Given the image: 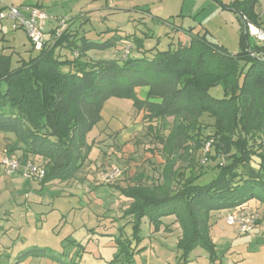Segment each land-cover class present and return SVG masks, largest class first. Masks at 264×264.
I'll return each mask as SVG.
<instances>
[{
	"label": "trees",
	"instance_id": "1",
	"mask_svg": "<svg viewBox=\"0 0 264 264\" xmlns=\"http://www.w3.org/2000/svg\"><path fill=\"white\" fill-rule=\"evenodd\" d=\"M256 2L231 0L227 6L241 23L236 53L189 28L187 43L154 53L149 49L145 57L91 59L90 50L107 49L116 42L92 41L68 29L16 66L12 55L0 54V133L13 135L8 153L20 150L21 162L31 160L41 166L45 172L41 184L68 182L87 159L91 149L87 135L100 120L104 103L111 98L129 99L136 111L143 112V125L160 145L163 159L156 181L139 178L115 186L130 200L125 213L133 216L134 235L144 217L158 229L163 217L174 216L181 228L177 242L181 258L186 260L196 247L212 258L213 212L248 207L264 219V138L258 136L264 131V57L260 54L264 46L243 34V17L261 26ZM134 41L139 51L142 39ZM60 48L78 55L60 57ZM216 86L222 88V97L209 94ZM139 87L148 88L145 99L137 96ZM203 116L212 123L203 122ZM166 118H172V123L161 132L158 124L165 125ZM208 142L215 154L208 149L202 157L214 161L220 154L225 157L213 166L212 178L200 183L205 171L197 153ZM251 201L257 206L246 205ZM122 247L130 263L134 252L129 251V243ZM27 257L76 264L44 248L21 252L16 261Z\"/></svg>",
	"mask_w": 264,
	"mask_h": 264
},
{
	"label": "rangeland",
	"instance_id": "2",
	"mask_svg": "<svg viewBox=\"0 0 264 264\" xmlns=\"http://www.w3.org/2000/svg\"><path fill=\"white\" fill-rule=\"evenodd\" d=\"M0 1L5 6L21 1L31 3L30 0ZM230 1L44 0L43 5L51 16L66 18L69 29L73 30L70 32H78L92 41L116 42L107 49L90 50L91 57L122 59L127 46L130 48L128 57H145L149 56V49L164 50L177 47L178 42L187 43L189 28L193 34H205L209 41L231 53L238 52L241 23L236 13L227 7ZM258 4V9L264 12V0H259ZM0 12L5 15L7 9ZM52 21L57 22V19ZM134 38L142 39L139 51ZM249 40L255 42L252 37ZM28 46L22 29H12L8 19L0 20V54L12 55V66L17 65L19 56L28 57L29 52L25 50ZM209 94L222 97V88L213 87ZM109 102H120L125 109L131 107L129 99L111 98ZM201 120L212 123L207 116ZM170 121L171 118L165 125L159 123V131L166 132ZM258 136L264 138V131ZM153 139L143 125L132 138L133 158L124 163L113 160L109 164L108 167L114 165L122 170L121 177L112 184L102 183L99 177L94 185L85 183L70 189L65 188V182L57 180L41 184L17 173L10 177L0 174V264H14L21 252L32 248L51 250L63 261L76 264H264V228L256 227L251 233L240 235L224 223L223 214L210 219L214 244L212 258L201 247L191 250L186 260L181 258V250L177 247L181 228L174 216L163 217L158 229L144 217L134 235L133 216L125 213L130 202L115 186H127L137 179L130 176L129 167L125 168L131 161L141 164L143 169L150 167L152 176L159 172L160 167L148 157L155 150L162 159L160 145ZM258 142L259 139L255 145ZM208 149L215 154L210 146ZM205 152L203 148L197 153V162L205 171L200 183L212 178L213 166L218 161L223 162L225 157L220 154L215 161L202 162ZM122 243H129V251L134 252L130 263L121 252Z\"/></svg>",
	"mask_w": 264,
	"mask_h": 264
},
{
	"label": "crops",
	"instance_id": "3",
	"mask_svg": "<svg viewBox=\"0 0 264 264\" xmlns=\"http://www.w3.org/2000/svg\"><path fill=\"white\" fill-rule=\"evenodd\" d=\"M43 1L30 0L31 3H25V1H21L17 5H37L47 13L48 11H46V9L44 8ZM258 3L259 0H257L256 4L254 5V11L257 14L258 21L261 23V26L264 27V12L258 9V5H259ZM4 7H5L4 3L0 1V10H2ZM47 14L51 16L49 13ZM57 16L58 15L51 16L52 17V19H50L51 21L49 20L46 25V34H45L46 45L51 44L54 41L51 35H52V30L57 25V22L52 20L60 18ZM243 19L245 20V22H250L249 20L246 19V17H243ZM67 29L69 31H73L69 29V26L67 27ZM26 40L29 45L25 49L28 50L29 52L28 57L22 58L21 56H19L17 59V63L22 59L27 60L30 56H34L37 53L35 51V54H33L34 50H31L32 46L31 43L28 41L27 36H26ZM184 43H186V41ZM260 45H264V44H260ZM156 51L157 50L154 51L152 49V53ZM57 53L67 58L74 57V51L71 52L66 48L58 49ZM87 56L91 59H94L93 57L90 56V51L87 53ZM147 91H148L147 87L136 88V94L140 99L146 98ZM109 101L110 100L104 103L100 112V120L96 123V125L87 135V142L91 144V149L88 153L87 159L85 160L81 169L76 173L74 178H72L68 182H65V188L69 187L70 189L71 188L74 189L75 187H78V185H83L85 183L94 185V181L97 178L99 179L100 173L103 172V171L101 172V170L103 169L107 170L110 169L111 167H114V165L108 167L111 162L116 161V162L124 163L133 158L135 153V147L132 145L133 142L132 138L136 135L138 131L142 129L143 112L136 111L132 106V102H131V107L125 109L121 107L120 102L111 103ZM168 119L169 118H166L164 122H168ZM171 123H172V118L170 121V125ZM11 141H13V136L9 134L5 135L3 133H0V159L3 156L4 150H8L9 148L8 146ZM17 152L21 154L20 150L15 151L14 154L19 156L20 154H18ZM148 157L154 159L153 161H155L156 165L161 168L163 160L160 158L159 155H157V152L155 150H154V154L150 152L148 154ZM134 165L137 166V168L132 167ZM128 167L130 168L129 174L133 179L136 178L137 179L142 178V180L147 179V181L145 182L151 183L153 181H156L159 177L160 170L156 174L154 173V176H152L150 167L143 169V166L141 164H136L132 161L129 162L125 168ZM16 173L20 175V173L18 172ZM16 173L12 174L11 176L15 175ZM0 174L3 175L1 172ZM3 176L10 177L5 175ZM117 186L124 187L122 185H117ZM127 201L128 203L130 202L129 199H127ZM246 205L255 207L257 206V203L254 204V202L251 201L246 203ZM259 209L262 210V207L260 206ZM216 214L217 212L213 213V215ZM14 264H62V263L59 260H54L49 258L27 257L22 261L19 262L15 261ZM79 264H84V263L80 262Z\"/></svg>",
	"mask_w": 264,
	"mask_h": 264
},
{
	"label": "built area",
	"instance_id": "4",
	"mask_svg": "<svg viewBox=\"0 0 264 264\" xmlns=\"http://www.w3.org/2000/svg\"><path fill=\"white\" fill-rule=\"evenodd\" d=\"M4 8L7 9V14L4 15L0 12V20L8 19L11 22L12 29H22L34 51L39 52L43 50L46 44V25L51 19L50 16L41 7L35 5H11ZM67 27V19L58 18L57 25L52 30V39L56 40L59 38ZM245 30L248 36L252 37L257 44H264L263 27L251 22H245ZM129 49V46L124 49L123 57L127 56ZM260 54L264 57V49ZM77 55V51H74V57ZM208 147L209 142L206 143L204 151H207ZM205 160L206 157L204 156L202 162ZM0 172L5 176H11L18 172L24 178L36 181H40L45 174L44 169L37 163L31 160L21 162L16 154L8 153L7 150H4L0 160ZM121 175L122 170L114 166L100 173V180L104 184H112ZM223 220L227 226L235 228L240 235L249 234L256 227L264 228V219L261 218L260 212L248 207L232 209L224 214Z\"/></svg>",
	"mask_w": 264,
	"mask_h": 264
},
{
	"label": "water",
	"instance_id": "5",
	"mask_svg": "<svg viewBox=\"0 0 264 264\" xmlns=\"http://www.w3.org/2000/svg\"><path fill=\"white\" fill-rule=\"evenodd\" d=\"M243 34H244L245 38H247V32H246L245 29H244V31H243ZM250 55H251V56H255L254 53H252V52L250 53Z\"/></svg>",
	"mask_w": 264,
	"mask_h": 264
}]
</instances>
